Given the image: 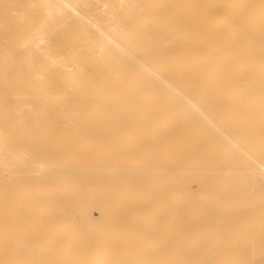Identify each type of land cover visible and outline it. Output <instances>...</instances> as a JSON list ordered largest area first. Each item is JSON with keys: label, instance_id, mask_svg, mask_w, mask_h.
<instances>
[{"label": "bare ground", "instance_id": "1", "mask_svg": "<svg viewBox=\"0 0 264 264\" xmlns=\"http://www.w3.org/2000/svg\"><path fill=\"white\" fill-rule=\"evenodd\" d=\"M0 264H264V0H0Z\"/></svg>", "mask_w": 264, "mask_h": 264}]
</instances>
